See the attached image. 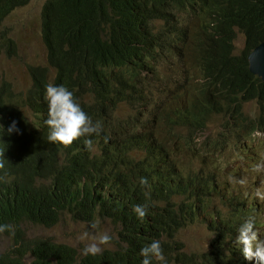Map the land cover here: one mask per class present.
Segmentation results:
<instances>
[{
	"label": "trees",
	"instance_id": "16d2710c",
	"mask_svg": "<svg viewBox=\"0 0 264 264\" xmlns=\"http://www.w3.org/2000/svg\"><path fill=\"white\" fill-rule=\"evenodd\" d=\"M27 1L1 0L0 22L14 6ZM173 1L46 2L41 38L48 60L56 68L51 81L73 91L72 74L78 75L80 80L87 75L91 92L88 93L94 94L93 115L103 128L97 138L88 139L100 145L102 154L99 156L92 149L88 150L84 145L85 137L67 147L49 143L43 118H38V127L26 135L13 133L9 136L6 129L10 121H17L18 127L24 126V131L30 123L17 115V119H12L0 107V162L4 165L0 168V225H11V231L3 233L9 232L8 236L14 239L9 251L0 255V264H142L145 257L140 255V250L153 240L160 241L164 259L157 260L150 253L147 258L151 264H199L196 255L186 252L176 235L204 211L202 203L216 187V176L184 172L175 156V147L165 144L169 138L159 139L154 133L130 131L121 123L112 122L116 88L122 80L108 67L137 53L138 47L131 44L137 34L141 36L143 23L149 26V20L156 18L166 23L175 21L170 9ZM211 1L213 14L218 0ZM258 3L254 0L255 24L247 32L246 51L264 40V4ZM231 50V45L225 46L217 58L227 68L235 69L240 60L231 55ZM155 51L156 87L164 95L162 99L167 106L161 113L167 115L175 112L174 49L155 46ZM164 57L169 61L165 69L174 73L159 77L164 69ZM28 72L33 78L34 89L31 90L34 101L29 105L35 113L40 109L48 110L42 99V87L49 81L48 68L29 65ZM189 85L190 82L186 83L181 93L186 92ZM146 86L147 83L138 85L134 97L143 95ZM4 93V89H0V100ZM204 95L205 88L193 89L185 98V108L180 110L185 113L177 114L175 121L192 117L182 128L187 129L183 145L191 146L195 154L201 155L197 148L208 142L209 153L203 159L207 163L217 161L215 157H208L210 152L215 156L219 141L212 140L213 132L202 135L209 130V122L200 123L199 119L204 114ZM13 135L21 140L18 142ZM99 172L103 173L102 178L96 179ZM141 178L147 179L146 185L140 183ZM105 186L113 188L114 193L105 196ZM136 205L145 207L146 215L142 219L133 211ZM65 213L75 221L92 222L97 215L111 220L119 226L115 247H106L96 256H81L73 246L29 237L24 230L28 222L53 227ZM231 254L237 258L233 259ZM204 255L203 264H225L227 260L244 263L235 239L231 235L228 238L223 228L214 233Z\"/></svg>",
	"mask_w": 264,
	"mask_h": 264
},
{
	"label": "clouds",
	"instance_id": "9594fccd",
	"mask_svg": "<svg viewBox=\"0 0 264 264\" xmlns=\"http://www.w3.org/2000/svg\"><path fill=\"white\" fill-rule=\"evenodd\" d=\"M47 1L44 0L41 5V34L44 23V6ZM30 2L31 0H28L24 5L14 6L6 16L16 7L25 6ZM258 2V4H264V0H258ZM217 3V9L212 14L211 0H179L176 2L174 0L170 9L175 14V21L166 23L164 20L156 18L149 20V26L144 23L141 25V36L137 34L131 44L138 47L137 53L129 59L122 60L118 65L108 67L122 80V84L116 88L117 95L114 98L116 106L114 107L112 122H119L130 131L154 133L159 139L169 138L165 144L171 148L175 147V156L179 158V142L175 139L179 138L180 142L184 141L183 144L185 143L187 135L182 134L180 130L185 122L191 120L192 117L186 116L176 121L175 118L177 114L185 113V111L180 110L185 108V98L191 91L205 88L204 114L199 119L200 123L210 122L215 118L221 119V130L217 133L214 132L212 139L219 141L214 150L217 161L203 162L204 157L209 153L208 142L206 145L197 148V152L201 155L195 154L191 146L184 145L185 149L190 148L194 155L193 160L197 164L192 170L183 168L182 165L181 168L184 172L195 175L214 174L217 180L216 187L202 203L204 211L197 214L195 220L188 226L201 220L202 216L210 214V219L206 222L218 223L219 221L221 223V227L218 229H225L228 238L231 235L235 239L239 257L244 261L243 264H264V233L259 231V228L264 224V210L258 200L259 197L261 201H264V190L257 189L255 194L247 193L240 190L238 185H231L229 180L222 179V174L227 171L238 173L252 165L253 171L259 173L262 171L260 165L264 167V73L257 70L260 62L252 56L254 50L264 43V40L250 51H246L247 32L255 24L254 0H218ZM181 19L183 20L180 21ZM2 23L3 21L0 22V27ZM156 23H161L156 28L161 33L158 39L152 31ZM239 33L244 35V44L242 51L235 54V39ZM1 35L0 31V42L3 39ZM2 44L5 54L11 57L16 56L17 45L13 44L10 38H4ZM42 45L45 50L44 63L26 65V72L31 85L26 89V97L23 101L20 99V95L24 86L18 87L6 75L0 77V89L5 91L0 100L1 109L9 114L12 119H17L19 116L23 120L26 116L20 109L22 103L30 109L34 116L31 121L27 120L30 127L26 131H24V126L18 127L17 121H10V125L6 129L7 134L9 136L13 133L26 135L33 129V125H36L35 120L43 118L48 128L47 139L49 143L67 147L72 145L74 141L85 137V147L88 150H93V147L97 146V152L93 151V153L101 156L100 145L88 139L97 138L103 128L102 124L96 121L94 115L93 120L87 115L91 107L87 75L85 74L80 80L78 75L76 77L72 74L73 91L62 85H54L51 77L56 74V68L48 60L43 41ZM227 45L232 46L231 55L240 60L235 69L227 68L217 58V55ZM155 46L174 49L175 112L167 115L161 113L167 108L165 101L163 99L157 100L155 94L158 90L149 85L157 77ZM140 60L142 62L137 65L136 63ZM29 65H41L49 70V81L42 87V99L47 103L48 110L40 109L35 113L29 105L34 101V95L31 91L34 90L33 78L28 72ZM189 82L188 90L181 93L182 87ZM146 83L145 93L135 98L136 87ZM121 106L130 107L134 113L126 117L118 116L116 110ZM168 122L170 123L167 124ZM107 132L112 135L111 130ZM117 133H121V131L117 130ZM13 136L18 139H16L18 142L21 140L19 137ZM170 143H172L171 146ZM232 158H238V161L231 160ZM3 166V163L0 162V168ZM98 174L96 179L102 178L103 173L99 172ZM229 178L231 179V177ZM237 182L243 186L246 184V179ZM140 183L146 185L147 179L141 178ZM262 188H264V184H262ZM220 192H223L224 195L222 196ZM112 193H114V189L105 186L104 195L109 196ZM217 204L224 205L218 209ZM213 207H216V211L210 212ZM133 211L141 219L146 215L144 206L136 205ZM229 221L230 223H228ZM115 227L118 230L119 226L115 225ZM98 228L99 225L95 222L90 225L91 230H98ZM11 229V225H0V233L11 231ZM9 234V232L3 233L0 240L3 235L8 236ZM88 234L85 233V236ZM9 238L12 239V247L14 239L13 237ZM111 239L110 235H101L97 232L93 236V242L85 245L82 249V254L85 256L100 254L101 246L108 245ZM150 253L157 260L162 261L164 259L159 240H153L150 245L141 248L140 255L145 257L142 264H151L147 258ZM229 255L230 253H228V257ZM231 257L237 258L232 254ZM225 264L227 263L225 262ZM234 264L238 263L234 261Z\"/></svg>",
	"mask_w": 264,
	"mask_h": 264
},
{
	"label": "rangeland",
	"instance_id": "374dc122",
	"mask_svg": "<svg viewBox=\"0 0 264 264\" xmlns=\"http://www.w3.org/2000/svg\"><path fill=\"white\" fill-rule=\"evenodd\" d=\"M43 1L44 0H31V2L25 6L16 7L6 16L0 27V31L2 33L1 37L3 38L0 42V77L6 75L9 79L13 80V82L17 84L18 87L24 86L23 92L20 95V99L22 101L26 97V89L31 85L26 72V65L35 63L40 64L44 63L45 61V50L40 38V11ZM182 20L183 19L180 21ZM157 25H161V23H156L152 31L158 39L161 33L156 29L158 27ZM4 38H10L13 44L17 45L16 56L11 57L10 55L5 54L4 45L2 44ZM243 44L244 35L239 33L235 39V54H238L242 51ZM166 59L167 58L164 57L162 63L164 64V69H161L159 77L172 75L174 73L171 71V69H165L169 65V61ZM149 85L153 89L158 90L156 87V79L151 84L149 83ZM155 97L160 101L162 98H164V95L160 91H157ZM94 104V94H92L90 103L91 107L87 112V115L92 120L94 119L92 111ZM20 109L22 113H25L28 121H31V119L34 118L30 109H28L22 103L20 104ZM133 113L134 111L127 106H121L116 110V114L121 117H126ZM208 129L209 130L205 131L202 135H207L211 132L217 133L219 130H221V119L215 118L214 120L210 121ZM180 132L186 135L187 129H181ZM175 140L179 142L178 146L180 150L178 151V157L181 161V165L183 168L192 170V168L196 167L197 164L196 161L193 160V153L191 152L190 148H184V141L180 142L179 138ZM171 145L172 143H170V146ZM92 151L97 152V146L93 147ZM213 157L215 156L210 153L208 158ZM231 160L238 161V158H232ZM260 166L262 171L259 173L253 171V166L249 165L246 170H241L238 173L227 171L225 174H222V179L229 180L231 185H238L239 189L244 192L255 194L257 189L264 190V188H262V184H264V167L262 165ZM229 177H231V179ZM241 179H246V184L243 186L237 182ZM258 200L261 202L264 210V201H261L259 197ZM216 206L218 209H221V206L223 205L217 204ZM215 211L216 207H213L210 210V212ZM209 219L210 214H206L204 217L202 216L201 220L187 226L186 228L179 231L176 235V238L184 244L185 251L196 255V260L199 264L205 263L206 256L204 254L209 249L210 241L214 236V233L219 227H221V223L219 221L218 223L206 222V220ZM93 222L99 225L98 230L90 229V225ZM24 229L26 233L32 237L50 239L56 242L66 243L74 246L81 256H83L82 249L85 247V245L93 242V236L97 232L101 235L108 234L112 237L108 245L101 246L102 250L106 247L111 249L114 248L118 238L117 228L115 225L110 220L103 219L98 215L92 222H82L75 221L70 214L65 213L59 223L53 227L47 228L38 224L28 223L24 225ZM259 231L264 233V224L259 228ZM85 233L89 234L85 236ZM11 245L12 239L3 235L0 240V255L7 252ZM227 264H234V261L230 262L228 260Z\"/></svg>",
	"mask_w": 264,
	"mask_h": 264
},
{
	"label": "water",
	"instance_id": "95a60500",
	"mask_svg": "<svg viewBox=\"0 0 264 264\" xmlns=\"http://www.w3.org/2000/svg\"><path fill=\"white\" fill-rule=\"evenodd\" d=\"M252 56L255 57L258 62H260V63H258L259 66H258L257 70L262 71L264 73V43L259 45L254 50V53Z\"/></svg>",
	"mask_w": 264,
	"mask_h": 264
},
{
	"label": "bare ground",
	"instance_id": "6f19581e",
	"mask_svg": "<svg viewBox=\"0 0 264 264\" xmlns=\"http://www.w3.org/2000/svg\"><path fill=\"white\" fill-rule=\"evenodd\" d=\"M35 123H36V125H33V128H37L38 127V119L35 120ZM210 153H212V152H210Z\"/></svg>",
	"mask_w": 264,
	"mask_h": 264
}]
</instances>
